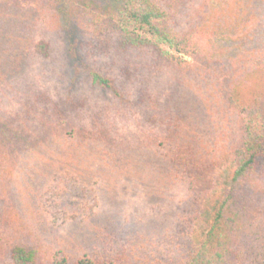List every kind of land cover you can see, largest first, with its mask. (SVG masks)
Segmentation results:
<instances>
[{
    "label": "trees",
    "instance_id": "obj_1",
    "mask_svg": "<svg viewBox=\"0 0 264 264\" xmlns=\"http://www.w3.org/2000/svg\"><path fill=\"white\" fill-rule=\"evenodd\" d=\"M67 2L74 6L77 0ZM102 2L111 14L103 19L97 57L121 65L120 80L116 84L101 68L88 67L87 75L93 88L108 91L121 106L111 120L85 97L65 94L55 100L47 90L17 80L31 60L51 57V43L36 37L39 13L44 7L60 10L64 0H0V103L16 94V110L0 105V241L8 242L7 250L0 249L2 264H43L35 246L13 235L5 215L3 194L7 197L6 183L18 159L58 137L75 149L95 148L107 164L120 167L130 161V148L114 121L128 116L157 129L153 150L185 187L187 202L162 233L143 235L126 220L108 221L83 245L52 253L46 264H264V172L259 170L264 136L253 137L243 122L242 114L252 106L241 94L257 79L263 60L247 64L220 52L224 44L239 49L245 38L252 40L248 33L260 24L261 1ZM161 78L165 86L156 89L153 84ZM192 84L205 88L206 109L221 123L215 135L197 131L185 112ZM257 118V132L264 135V111ZM229 165L230 187L215 196L218 171ZM77 182L66 171L51 175L36 198L41 225L55 230L95 215L93 188L64 199L66 187ZM208 201L213 208L198 237L195 224Z\"/></svg>",
    "mask_w": 264,
    "mask_h": 264
},
{
    "label": "rangeland",
    "instance_id": "obj_2",
    "mask_svg": "<svg viewBox=\"0 0 264 264\" xmlns=\"http://www.w3.org/2000/svg\"><path fill=\"white\" fill-rule=\"evenodd\" d=\"M260 1L257 14L260 24L255 31L248 33L252 40L245 38L239 49L236 44L233 47L224 44L220 48L223 57L242 58L247 64H251L254 58L263 60L257 79L241 89L245 105L252 106V112L247 111L242 116L253 137L264 136L257 132L255 125L257 116L264 111V0ZM110 12L102 0H77L74 6L64 0L60 10L44 7L39 13L41 23L36 37L51 43L52 54L49 59H33L23 66L17 79L19 83L47 90L55 100L65 94L85 97L90 107L93 106L91 108L101 110L99 114H108L111 120L115 112L122 109L121 106L108 91L93 88L87 75L88 67L101 68L103 74L107 72L119 84L121 65L113 66L107 59L97 57L98 43L103 40L100 35L101 28L105 26L103 19ZM184 59L189 60L187 57ZM153 85L156 89L165 86L164 78L157 79ZM205 91L203 86L189 85L185 112L197 131L215 135L221 123L206 109L208 97ZM15 95L8 94L3 98L0 103L2 110H16ZM114 122L130 148L127 164L114 167L107 164L95 148L75 149L55 137L44 146L23 154L9 176L5 187L8 189L7 197L3 194L5 215L15 229L13 235L35 246L43 264L58 250L83 245L97 228L108 221L126 220L129 226L143 235L162 233L175 220L178 206L187 202L185 187L173 178L169 168L153 150V140L159 135L157 129L140 123L133 116ZM232 169L233 165H229L218 171L213 190L215 196L229 189ZM259 170L264 172V156L260 159ZM64 171L78 179L75 185L66 187L64 199H72L74 195L93 188L98 207L86 223H71L53 230L41 225L37 218L36 198L52 174ZM212 208L213 201H208L195 224L196 236L200 237L205 231ZM7 247L8 242L2 239L0 249L7 250ZM2 260L0 258V264L4 262Z\"/></svg>",
    "mask_w": 264,
    "mask_h": 264
}]
</instances>
